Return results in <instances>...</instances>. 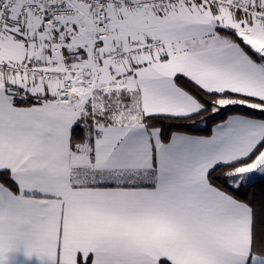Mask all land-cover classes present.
<instances>
[{
  "label": "snow or ice",
  "instance_id": "6c2138e0",
  "mask_svg": "<svg viewBox=\"0 0 264 264\" xmlns=\"http://www.w3.org/2000/svg\"><path fill=\"white\" fill-rule=\"evenodd\" d=\"M0 264H264V0H0Z\"/></svg>",
  "mask_w": 264,
  "mask_h": 264
}]
</instances>
